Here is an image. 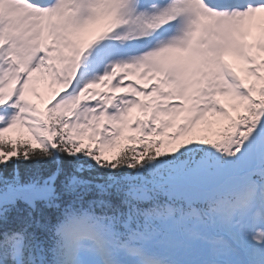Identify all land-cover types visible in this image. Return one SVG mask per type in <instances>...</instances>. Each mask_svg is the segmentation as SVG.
<instances>
[{
  "label": "snow or ice",
  "instance_id": "1",
  "mask_svg": "<svg viewBox=\"0 0 264 264\" xmlns=\"http://www.w3.org/2000/svg\"><path fill=\"white\" fill-rule=\"evenodd\" d=\"M0 264H264V0H0Z\"/></svg>",
  "mask_w": 264,
  "mask_h": 264
},
{
  "label": "rangeland",
  "instance_id": "2",
  "mask_svg": "<svg viewBox=\"0 0 264 264\" xmlns=\"http://www.w3.org/2000/svg\"><path fill=\"white\" fill-rule=\"evenodd\" d=\"M38 101H40V100H38ZM37 105H38L41 109H43V107H44V104H43L42 101L38 102Z\"/></svg>",
  "mask_w": 264,
  "mask_h": 264
}]
</instances>
